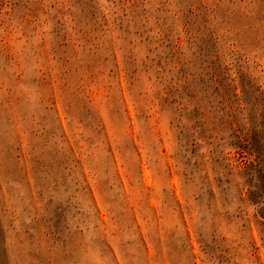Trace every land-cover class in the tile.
<instances>
[{"label": "rangeland", "instance_id": "374dc122", "mask_svg": "<svg viewBox=\"0 0 264 264\" xmlns=\"http://www.w3.org/2000/svg\"><path fill=\"white\" fill-rule=\"evenodd\" d=\"M262 145L264 0H0V264H264Z\"/></svg>", "mask_w": 264, "mask_h": 264}, {"label": "trees", "instance_id": "16d2710c", "mask_svg": "<svg viewBox=\"0 0 264 264\" xmlns=\"http://www.w3.org/2000/svg\"><path fill=\"white\" fill-rule=\"evenodd\" d=\"M239 139H240V136H238ZM247 139L249 140L248 136H247ZM241 141V139H240ZM256 143V142H255ZM239 149L244 151V152H251L252 148L250 147L251 143L247 142V144H239ZM262 147H264L262 145ZM244 152H241V154H243ZM263 165L261 164V162L259 161L256 165L255 164H251V183H254V180L257 178H259V182L260 179L262 180L261 184H260V188L257 189V190H254V189H250V192H249V195H250V199L255 203V204H259V209H258V213H257V217L259 215H261V217L264 219V207H262V205H264V182H263ZM255 173H257L255 175ZM258 174H259V177H258ZM257 185L258 182H257ZM263 203V204H262ZM261 204V205H260ZM263 227H264V222H260Z\"/></svg>", "mask_w": 264, "mask_h": 264}]
</instances>
